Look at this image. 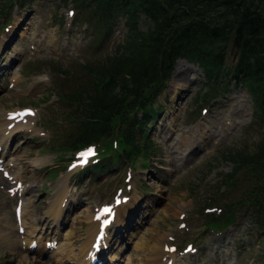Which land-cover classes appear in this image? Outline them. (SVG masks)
<instances>
[{
    "label": "rangeland",
    "instance_id": "1",
    "mask_svg": "<svg viewBox=\"0 0 264 264\" xmlns=\"http://www.w3.org/2000/svg\"><path fill=\"white\" fill-rule=\"evenodd\" d=\"M8 1L0 0V9ZM31 3L36 13L29 20L34 23L32 29L10 32L12 16L21 10L17 5L8 14L9 24L2 25L7 20L0 16V67L13 65L9 72L0 73V135L7 126L9 111L26 106L37 110V116L30 119L32 132L14 133L9 139L0 136L1 145L7 147L6 163L14 164V169L31 186L23 194L28 230L35 227L39 234L51 236L59 232L67 248L69 236L75 232L71 244L75 255L80 257L90 240L94 208L113 203V196L120 188L130 194V200L121 227L118 225L111 232L115 241L112 252L120 258L119 264L150 262L152 248L142 251L136 248L141 240L148 245L158 242L163 252H173L171 246L175 247L179 264H264V230L251 210L241 208L237 223L217 232L205 225L202 209L205 203H214L217 198L218 204L224 205L239 195L240 190H218L222 175L233 167L222 157L223 151L243 146L251 150L264 133V120L255 121L254 103L248 90L232 83L229 91L218 98L209 102L196 99L206 81L202 69L187 59L177 68V61L174 75L157 101V107L162 108L149 127L153 145L146 160L140 158L131 168L129 162L117 166L112 163L87 175H81L80 168L66 171L74 154L60 152L58 148L66 143L74 124L69 119V106L59 99L60 84H65L68 90L74 87L77 78L71 79L69 75L79 74H73L70 69H79L80 63L87 59L113 52L125 38L127 28L121 20L112 38L101 43V37L91 36L87 23L79 22L82 16L76 13L79 10L71 0L66 4L62 0H31ZM138 25L141 30L147 29L143 15ZM2 38L7 40L5 48L1 47ZM59 69L69 72H57ZM13 77L18 81L8 88ZM200 106L209 111L203 113ZM200 123L206 129L198 128ZM187 134L197 143L204 134L207 144L192 161L184 162L183 156L190 150L185 143ZM35 160H40V164H35ZM130 171L131 180L127 181ZM61 174L69 177L70 193L66 197L69 210L61 213L59 224L50 226L51 222L55 223L50 212L61 188ZM1 178L5 177L0 172ZM9 181L7 186L0 183V264H17L19 259L2 240L5 223L8 231L18 237L13 212L17 200L12 194L15 183ZM187 244H193L191 250L186 249Z\"/></svg>",
    "mask_w": 264,
    "mask_h": 264
},
{
    "label": "trees",
    "instance_id": "2",
    "mask_svg": "<svg viewBox=\"0 0 264 264\" xmlns=\"http://www.w3.org/2000/svg\"><path fill=\"white\" fill-rule=\"evenodd\" d=\"M75 2L91 28L100 31L105 25L112 32L124 18L128 32L115 53L82 65L88 78L65 94L76 121L67 141L70 149L101 142L111 153L117 142L120 159L147 152L152 144L146 130L158 110L157 99L181 57L203 70L208 91L202 96L200 91L199 97L217 96L231 83L240 84L252 96L256 117H264V0ZM140 15L147 21L146 30L139 28ZM222 157L234 168L219 189L241 171L248 185L221 218L247 205L263 216L264 225V133L253 149L226 150Z\"/></svg>",
    "mask_w": 264,
    "mask_h": 264
},
{
    "label": "bare ground",
    "instance_id": "3",
    "mask_svg": "<svg viewBox=\"0 0 264 264\" xmlns=\"http://www.w3.org/2000/svg\"><path fill=\"white\" fill-rule=\"evenodd\" d=\"M12 18L14 19V23L10 29V32L14 29H16L23 21H27L28 20V13H20L19 11H16V15L15 17L12 16ZM17 26V27H16ZM32 27V26H31ZM30 27V28H31ZM27 29H29V26L27 27ZM7 41V40H6ZM5 47V46H4ZM185 61L184 59H179L178 60V64H177V68L181 65V63ZM186 62V61H185ZM31 117H27L25 118L22 122H28ZM9 123V122H8ZM22 125L21 123L20 124H17L16 127L18 128V126ZM198 128H201V129H206L204 127V123H200L198 125ZM7 130V129H6ZM207 132V131H205ZM206 136L204 134H202L200 136V142H196L195 139L192 138V136H190L189 134L186 135V145L188 146V149L190 148V151L188 153V155L185 156L186 158V161H189V160H193L195 158V154L200 150V148L204 147L207 143H206ZM191 143V144H190ZM172 148V147H171ZM191 156V157H190ZM190 157V158H189ZM192 158V159H191ZM40 160H35L34 163L35 164H40ZM16 168V167H15ZM11 170V169H10ZM11 172V175L14 177L13 178H17V182L19 180H22V174L21 172L19 171H16L14 170V167H12V170L10 171ZM64 175H62L61 178H63ZM0 183L1 184H4L5 186H7V181L5 178H1L0 179ZM30 190L28 188V186H26L23 190ZM67 193H70V188H69V183H68V179L65 178L63 181H61V188L58 190L57 192V196L54 200V204H53V207L51 208V215L54 216V222L55 224H58L59 223V216L61 215V213L67 211V207H63L65 206L66 204V197H67ZM129 209V206L127 205L126 206V209L123 208V206H119L116 208V212H117V215L118 217L116 218V222H117V219L120 220L121 219V216H125V213ZM69 210V209H68ZM26 211V208H24V213L22 214V225H26L27 222H26V218H25V213ZM95 211H93V213L91 214V230L89 231V237H90V240H88L86 242V253L84 256H87L86 259H90V255H89V252L90 253H94L95 252V248L93 246V243L95 242L97 236H98V233L100 232V221H97L94 219V215H95ZM116 215V216H117ZM121 221V220H120ZM118 221L117 224L120 225L121 227V222ZM7 224L5 223V226L2 228V231L4 232V234L2 235V240H5V242L7 243V245L15 251V253L18 255L19 259L17 261V264H38L37 262V259L39 256H41L46 250H47V246H46V240H50L48 238V235H46L45 237H39L37 240H38V243H39V251L37 252L36 254V258L35 259H32V258H29L27 257L26 255L23 254V252L21 251V246H20V243L18 241L17 238H15L14 235H12L9 231H8V226H6ZM74 233L75 232H72L71 236H69V239L70 242H68L69 244V248L66 247H61L59 248L58 250H56L54 252V255H55V258L58 259L59 262H56V261H51L52 264H63V262L66 260L68 261L71 257L72 258H75V255L73 253V248H72V239L74 238ZM54 238H51V240H58V237H56L55 235L53 236ZM35 238H32V239H25L27 242H26V249L25 251H28L30 250V245L31 243L33 242ZM151 239H155L156 241V237L154 236H151ZM158 239V238H157ZM105 241H109V235H108V231H107V235L102 239V243L105 242ZM159 241V240H157ZM107 243V242H106ZM84 248V249H85ZM136 248L138 250H146L148 248H152L151 252L152 254H149V259H150V262L148 264H159L160 261L164 260V259H167L166 260V263L169 261V260H172L173 261V264H177V258L174 257V254H167L165 252H163V250H161V248L159 247L158 245V242H156L155 244L153 245H148V243L145 241V240H141L138 245L136 246ZM97 252V253H96ZM96 254L100 255L101 256V259L105 257V253H106V250L104 248V246H102L99 250H96ZM113 259V257H112ZM79 260H81V258H79ZM83 259L80 261L79 264H83ZM48 261L46 262H41V264H47ZM165 263V264H166Z\"/></svg>",
    "mask_w": 264,
    "mask_h": 264
},
{
    "label": "snow or ice",
    "instance_id": "4",
    "mask_svg": "<svg viewBox=\"0 0 264 264\" xmlns=\"http://www.w3.org/2000/svg\"><path fill=\"white\" fill-rule=\"evenodd\" d=\"M91 151L89 153H87V155H91ZM119 203V201H117ZM105 211H111V209H105Z\"/></svg>",
    "mask_w": 264,
    "mask_h": 264
}]
</instances>
